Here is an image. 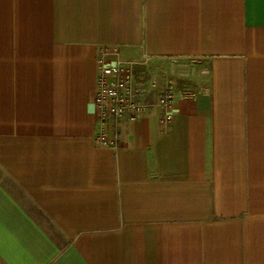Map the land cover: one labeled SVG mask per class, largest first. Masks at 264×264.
Returning <instances> with one entry per match:
<instances>
[{"label": "crops", "instance_id": "crops-1", "mask_svg": "<svg viewBox=\"0 0 264 264\" xmlns=\"http://www.w3.org/2000/svg\"><path fill=\"white\" fill-rule=\"evenodd\" d=\"M109 45L139 102L174 82L116 151ZM0 264H264V0H0Z\"/></svg>", "mask_w": 264, "mask_h": 264}, {"label": "built area", "instance_id": "built-area-1", "mask_svg": "<svg viewBox=\"0 0 264 264\" xmlns=\"http://www.w3.org/2000/svg\"><path fill=\"white\" fill-rule=\"evenodd\" d=\"M148 58L142 60H124L117 46H103L96 58L94 142L116 151L123 137L122 124L134 121L137 115L149 108H158L162 112L160 122L168 125L173 120L172 102L174 86L165 80L160 92L151 103H141L142 90L135 83L134 69L147 65ZM151 85H156V77L151 78Z\"/></svg>", "mask_w": 264, "mask_h": 264}, {"label": "rangeland", "instance_id": "rangeland-1", "mask_svg": "<svg viewBox=\"0 0 264 264\" xmlns=\"http://www.w3.org/2000/svg\"><path fill=\"white\" fill-rule=\"evenodd\" d=\"M141 82H142V84H144L145 81L141 78ZM173 86H174V82H173Z\"/></svg>", "mask_w": 264, "mask_h": 264}]
</instances>
